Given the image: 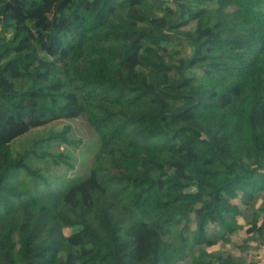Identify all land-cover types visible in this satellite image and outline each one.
Instances as JSON below:
<instances>
[{"label":"trees","instance_id":"1","mask_svg":"<svg viewBox=\"0 0 264 264\" xmlns=\"http://www.w3.org/2000/svg\"><path fill=\"white\" fill-rule=\"evenodd\" d=\"M260 198L264 0H0V264H261Z\"/></svg>","mask_w":264,"mask_h":264},{"label":"rangeland","instance_id":"2","mask_svg":"<svg viewBox=\"0 0 264 264\" xmlns=\"http://www.w3.org/2000/svg\"><path fill=\"white\" fill-rule=\"evenodd\" d=\"M69 124V131L67 133L68 138L75 142L68 143L59 139L52 140L48 145L49 150L64 151L72 156L71 162L76 168L72 169L68 173L80 171L83 172L90 166L93 160L94 151L98 147V139L96 132L90 127L85 115L77 117L75 119H63L58 122L51 123L47 126L41 127L40 130L43 133L49 132V130H62ZM24 138L20 139L17 143V149L23 146ZM264 202V198H260L256 203V207L260 206ZM251 215V212H250ZM240 222L244 223V220L240 218ZM260 222L262 223V229L264 230V211L260 215ZM69 232V229H66ZM230 239L227 242L220 241L215 246L209 247L210 251L220 252L223 256L232 254L236 257H242L249 261H254L259 255L263 256V260H258L261 264H264V234H253L247 232V225L232 234L229 235ZM254 236V237H252ZM246 246H250L247 248Z\"/></svg>","mask_w":264,"mask_h":264},{"label":"crops","instance_id":"3","mask_svg":"<svg viewBox=\"0 0 264 264\" xmlns=\"http://www.w3.org/2000/svg\"><path fill=\"white\" fill-rule=\"evenodd\" d=\"M260 256H262V255H260ZM263 257V256H262Z\"/></svg>","mask_w":264,"mask_h":264}]
</instances>
